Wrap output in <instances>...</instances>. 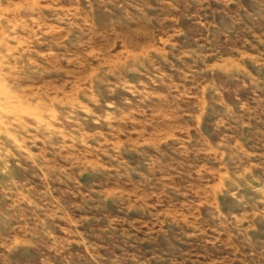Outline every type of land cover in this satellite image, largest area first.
<instances>
[{
	"label": "rangeland",
	"instance_id": "1",
	"mask_svg": "<svg viewBox=\"0 0 264 264\" xmlns=\"http://www.w3.org/2000/svg\"><path fill=\"white\" fill-rule=\"evenodd\" d=\"M0 264H264V0H0Z\"/></svg>",
	"mask_w": 264,
	"mask_h": 264
}]
</instances>
